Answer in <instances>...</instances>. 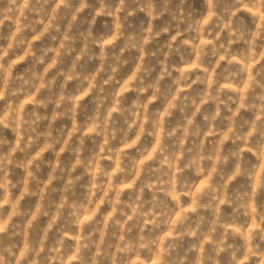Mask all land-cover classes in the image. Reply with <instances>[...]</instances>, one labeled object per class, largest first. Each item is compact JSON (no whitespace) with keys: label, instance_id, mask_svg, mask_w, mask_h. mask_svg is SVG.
Segmentation results:
<instances>
[{"label":"clouds","instance_id":"obj_1","mask_svg":"<svg viewBox=\"0 0 264 264\" xmlns=\"http://www.w3.org/2000/svg\"><path fill=\"white\" fill-rule=\"evenodd\" d=\"M0 264H264V0H0Z\"/></svg>","mask_w":264,"mask_h":264}]
</instances>
